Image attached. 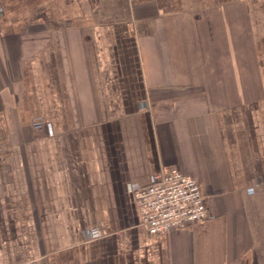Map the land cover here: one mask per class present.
Returning a JSON list of instances; mask_svg holds the SVG:
<instances>
[{
	"label": "crops",
	"instance_id": "obj_1",
	"mask_svg": "<svg viewBox=\"0 0 264 264\" xmlns=\"http://www.w3.org/2000/svg\"><path fill=\"white\" fill-rule=\"evenodd\" d=\"M163 168L205 224L147 234ZM0 264H264V0H0Z\"/></svg>",
	"mask_w": 264,
	"mask_h": 264
},
{
	"label": "built area",
	"instance_id": "obj_2",
	"mask_svg": "<svg viewBox=\"0 0 264 264\" xmlns=\"http://www.w3.org/2000/svg\"><path fill=\"white\" fill-rule=\"evenodd\" d=\"M140 224L152 237L203 225L209 219L201 184L177 168H163L135 194Z\"/></svg>",
	"mask_w": 264,
	"mask_h": 264
}]
</instances>
